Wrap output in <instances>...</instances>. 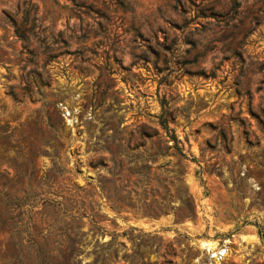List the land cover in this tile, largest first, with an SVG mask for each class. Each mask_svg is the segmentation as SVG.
I'll use <instances>...</instances> for the list:
<instances>
[{
    "label": "rangeland",
    "instance_id": "374dc122",
    "mask_svg": "<svg viewBox=\"0 0 264 264\" xmlns=\"http://www.w3.org/2000/svg\"><path fill=\"white\" fill-rule=\"evenodd\" d=\"M0 264H264V0H0Z\"/></svg>",
    "mask_w": 264,
    "mask_h": 264
},
{
    "label": "trees",
    "instance_id": "16d2710c",
    "mask_svg": "<svg viewBox=\"0 0 264 264\" xmlns=\"http://www.w3.org/2000/svg\"><path fill=\"white\" fill-rule=\"evenodd\" d=\"M34 11H35V10H34ZM31 12H32V10H28V9H26V11H23V16H24V18L27 19V18L30 16ZM3 14H4L5 16H7V17L9 16L8 13H7V11H5V10H3ZM16 34L20 35V38H23V33H21L20 30L16 29ZM163 129L166 130V132H167V131L169 132L168 124H167L166 122H165L164 125H163ZM171 138H172L174 141H178L177 138H176V136H173V137H171Z\"/></svg>",
    "mask_w": 264,
    "mask_h": 264
}]
</instances>
